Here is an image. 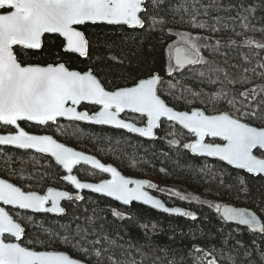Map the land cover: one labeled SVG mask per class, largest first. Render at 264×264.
I'll return each mask as SVG.
<instances>
[{
	"label": "snow or ice",
	"instance_id": "6c2138e0",
	"mask_svg": "<svg viewBox=\"0 0 264 264\" xmlns=\"http://www.w3.org/2000/svg\"><path fill=\"white\" fill-rule=\"evenodd\" d=\"M164 3L165 0H150V7L153 10L159 9ZM209 7L218 12L235 11L236 15L214 17L211 25L206 21L197 22L194 18L189 23L193 27L207 29L212 33L230 30L234 36L242 37L240 45L231 37L209 44L207 41L211 37H194L191 33H178L179 40L167 47L168 77H172L174 73L183 74L185 70L195 74L198 70L193 66L203 65L207 71H198V75L200 77L207 75L209 83L215 84L219 82V74H223L227 79L228 72L215 61L206 58L201 52L202 48L206 49L209 55L223 56L224 64H228V59L227 53L220 50L222 44L227 47L254 45L255 48L264 49V42L245 35L247 31L264 32V28L257 29L252 23L256 13L254 6L245 5L242 0L235 4L229 3L227 6L219 3V0H212ZM0 10H5L0 13V122L16 129L14 134H0V145L33 149L49 155L54 158L56 165L66 170L67 174L62 179L70 182L78 190L73 196L68 191L48 187L45 194H41L32 190L31 185L25 190L8 179L0 178V205L30 210L37 214L62 215L66 213V209L61 206V201H82L85 197L79 194V190L87 189L114 198L126 206L134 201L142 202L165 213L188 217L193 221L198 219L195 212L185 211L179 207H166L160 199L143 190L145 187L157 188V185L146 180L126 178L116 167L105 165L91 155L68 147L51 135L30 134L20 126L19 121L35 122L43 126L50 122L55 123L58 118H66L70 121L112 126L155 140L158 138L155 130L163 126V118L164 121L182 126L197 137L194 142L182 145L193 155L218 158L229 166L264 178V97H261L254 108L252 103H244L249 99L256 100L259 95L256 88L241 92L239 95L244 98L243 101H238L234 94L224 89L204 94L185 88L178 99L190 103L189 96H204L206 105L214 106L223 102L229 106L228 111L214 110L212 114H206L207 109L200 108L192 109L189 113L175 109L163 98L164 84L167 83L169 97L175 95L171 89L177 88V84H173L171 80L165 81L155 71L149 70L144 76L136 77L130 84L109 89L91 68L81 72L71 70L64 62L49 63L46 66L22 64L14 51L15 46L40 50L45 46L46 34H58L63 38L62 48L66 54H78L82 58H89L93 41L87 34L88 26H127L144 29L145 16L151 21L150 27L166 23L163 19L157 20L155 16H148L149 0H0ZM207 13L206 8L204 14ZM237 22L243 31H236ZM169 32L171 33V30ZM243 59L250 62L248 56H244ZM257 67L264 69V64H257ZM249 71L255 72L256 69H242L244 73ZM259 75L264 76V72ZM247 82H250V79L246 75H242L239 80L228 79L230 84ZM185 92L187 96L184 95ZM260 92H264V87H260ZM82 102L99 105L100 109L93 114L86 110L78 111L77 108ZM126 110L145 118L146 124L138 126L135 120L121 118V113H125ZM249 121H259L260 126H252ZM170 135L174 138L168 143L180 146L181 141L176 134ZM206 137L212 139L206 142ZM217 138L220 143L216 142ZM82 162L102 173H110L112 178L98 183L82 182L72 174L74 168ZM238 185L234 190L237 197L240 193L250 196L244 177L238 179ZM168 192L169 195L181 200L200 202L198 197H190L175 190ZM202 203L214 209L223 223L244 226L247 231L264 237V208H260V205L264 204V193L256 205L260 208L259 213L247 207L208 201ZM112 215L118 219H125L124 213L114 209ZM23 218L32 220L31 216ZM86 220L89 225L95 223L94 217H87ZM40 227L45 232L49 231L43 228L42 224ZM62 227L68 229L67 225ZM144 227L147 228V225ZM103 230V224L100 225L99 232L94 226L89 231L87 227L77 225L74 235L60 236L58 233H50L58 236L64 244L84 254V260L73 258L64 251H36L22 246L21 243L6 242L8 237L21 240L25 234V227L17 222L5 207L0 206V264H89L93 258L95 264H142V261H137L132 256V249L142 256L145 255L141 248L131 242L118 243L117 239L110 238ZM90 236L96 238L89 239ZM236 244L244 249L245 258L250 259L252 253L240 241ZM117 249L120 250L119 256ZM193 251L200 254L194 258L197 264H220L217 255L221 260L226 259L230 264H237L236 257L231 254L224 256L222 249L205 250L195 247Z\"/></svg>",
	"mask_w": 264,
	"mask_h": 264
},
{
	"label": "trees",
	"instance_id": "16d2710c",
	"mask_svg": "<svg viewBox=\"0 0 264 264\" xmlns=\"http://www.w3.org/2000/svg\"><path fill=\"white\" fill-rule=\"evenodd\" d=\"M238 2L241 0H219L224 6ZM242 2L256 8L252 23L257 29L264 28V0H242ZM211 4L212 0H165L164 5L153 10L149 0L148 16H155L157 20L163 19L166 23L150 27L151 21L145 16L144 29L107 25L88 26L87 34L93 41L89 58L66 54L62 48V39L58 36H47L45 46L39 51L18 48L16 53L22 64L65 62L71 68L79 70L91 68L108 88L130 84L136 77L144 76L149 70L155 71L165 81L171 80L173 84H177V88L171 89L175 95L169 97L168 86L165 83L163 98L178 110L198 107L207 109L206 112L211 114L214 110H229V106L223 102L214 106L206 105L204 96H189L190 103L178 99L185 88L204 94H212L224 89L234 94L238 101L244 100L239 95L241 92L256 88L259 93L256 100L244 101V103H252L254 108L261 97H264V92H260V87H264V76L259 75L264 69L257 67V64H264V49L255 48L254 45L227 47L222 44L220 50L227 53L228 64H224L223 56L209 55L208 51L202 48L201 52L206 58L215 61L228 72L227 79L223 74H219V82L215 84L209 83L207 75L204 77L198 75V71H207L203 65L194 66V69L198 70L195 74L185 70L183 74L174 73L172 77L166 75L167 47L179 40L178 33H191L194 37H211L207 41L209 44H214L216 40L225 41L231 37L237 41V45H240L242 37L234 36L230 30L212 33L207 29L193 27L189 23L194 18L197 22L206 21L211 25L214 17L236 15L235 11L218 12L209 7ZM206 8L207 15L204 14ZM235 27L236 31H243L238 22ZM245 35L264 42V32L247 31ZM244 56H248L250 62H246ZM111 57L116 59L113 60ZM244 68H255L256 71L244 73L242 72ZM242 75L248 76L250 82L228 83V79L239 80ZM212 78L215 79V76ZM184 95L188 94L185 92ZM249 122L260 126L259 121ZM40 131L50 133L64 143L114 164L125 175L150 180L157 185V188H151L156 196L169 206H179L195 212L198 219L193 221L188 217L169 216L138 204L124 207L106 197L82 192L80 194L85 197L84 200L64 203L66 214L63 216L33 214L9 208V212L25 227L23 245L36 250L65 251L73 257L84 260V254L64 244L58 236L50 233H58L60 236L74 235L77 225L87 227L89 231L94 226L99 232L100 225L103 224V231L110 238L117 239L118 243L131 242L141 248L145 255L142 256L132 249V256L137 261H142V264H197L194 258L200 254L193 251L195 247L205 250L222 249L224 256L231 254L236 257L237 264H264L262 257L264 237L253 234L245 228L223 223L214 209L202 203L203 201L234 203L250 207L259 213L260 208H264V204H261L260 208L256 207L264 193V178L235 170L218 160L193 156L188 149L182 147L184 143H190L192 136L179 126L163 121V126L157 131L158 138L152 141L123 131L86 124L67 125L58 129L53 125H47ZM0 132H5L1 125ZM170 133H175L180 139V146L168 143L174 138ZM76 173L87 181H98L104 177L87 167L77 169ZM0 176L25 190L31 185L32 190L40 193H44L48 187H54L69 191L73 196L77 194L62 180L63 171L51 158L30 151L0 148ZM240 177L245 178L250 196L240 193L237 197L234 190L239 186ZM168 190L198 197L200 202L181 200L169 195ZM113 209L124 213L125 219L114 217ZM26 216H31L32 220L24 219L23 217ZM87 217H94V225L87 224ZM41 224L49 231H43ZM64 225L68 226L67 230L62 227ZM145 225L147 228L144 227ZM95 238L89 237V239ZM237 241L252 253L250 259L245 258L244 249L237 246ZM116 252L119 256L120 250L117 249ZM217 259L220 264H230L226 259L221 260L219 255ZM89 263L95 264L94 258Z\"/></svg>",
	"mask_w": 264,
	"mask_h": 264
},
{
	"label": "water",
	"instance_id": "95a60500",
	"mask_svg": "<svg viewBox=\"0 0 264 264\" xmlns=\"http://www.w3.org/2000/svg\"><path fill=\"white\" fill-rule=\"evenodd\" d=\"M5 10H0V13H3ZM142 15V14H141ZM125 27H127V26H125ZM127 28H129V27H127ZM129 29H133V28H129ZM136 29H139V28H136ZM46 35H58V34H46ZM179 46V45H178ZM16 47H21L22 48V46H15L14 47V51H15V48ZM26 50H32V49H26ZM41 50V49H40ZM34 51H39V50H34ZM78 55V54H77ZM79 56V55H78ZM40 66H43V65H40ZM82 104H86V105H90V106H96V107H98V108H100V106L99 105H93V104H91V103H89V102H82L81 103V105ZM80 106V105H79ZM79 106H78V108H77V110L78 111H80L79 110ZM171 106V105H170ZM196 108H198V107H196ZM176 109V108H175ZM192 109H195V108H192ZM192 109H190V110H184V111H189V113L191 112V110ZM200 109H202V108H200ZM178 110V109H177ZM202 110H204V109H202ZM126 113H129V114H135V113H131V112H128L127 110H126V112L125 113H121V118H123L122 116L124 115V114H126ZM89 114H93V113H89ZM206 114H211V113H207L206 112ZM136 115H138V114H136ZM58 120H65V121H68V122H80V123H83V124H87V125H94V126H103V127H107V128H111V129H114V130H118V131H123V132H126V133H128L126 130H122V129H116V128H114V127H112V126H106V125H95V124H92V123H89V122H84V121H70V120H68V119H66V118H58ZM57 120V121H58ZM56 121V122H57ZM162 121H164L163 120V118H162ZM21 122H23V121H19V124L21 123ZM28 122H30V121H28ZM55 122V123H56ZM167 122V121H166ZM30 123H32V124H36L35 122H30ZM50 123H52V122H50ZM169 123V122H168ZM0 124L1 125H3L2 124V122H0ZM146 124V123H145ZM145 124H143V125H139V124H137L138 126H144ZM174 124V123H173ZM38 125V124H37ZM176 125V124H175ZM5 126V125H4ZM21 126V125H20ZM179 126V125H178ZM252 126H255V125H252ZM10 127H12V128H14V126H10ZM22 127V126H21ZM181 129H183L182 128V126H179ZM23 128V127H22ZM15 129V128H14ZM24 130L25 131H27L25 128H24ZM158 130V129H157ZM157 130H155L156 132H157ZM185 132H187V133H189V134H191L188 130H186V129H183ZM15 131H16V129H15ZM15 131L14 132H11V133H0V134H14L15 133ZM27 132H29V131H27ZM30 134H37V133H31V132H29ZM129 134H131V133H129ZM157 134V133H156ZM37 135H45V134H37ZM46 135H50V134H46ZM132 135H135V136H139L138 134H132ZM192 135V137L194 138L191 142H194L196 139H197V137H195L193 134H191ZM51 136H53V135H51ZM140 137V136H139ZM53 138H55L54 136H53ZM141 138H143V137H141ZM58 142H61L60 140H58L57 138H55ZM143 139H145V140H148V141H152V140H150V139H147V138H143ZM212 138H210V137H206L205 138V140H206V142H208L209 140H211ZM216 141H217V143H220L221 141L217 138L216 139ZM190 142V143H191ZM61 143H63V142H61ZM65 144V143H64ZM66 146H68V147H71V148H73V149H75V150H77V151H80V150H78V149H76L75 147H72V146H69V145H67V144H65ZM0 147H8V148H14V149H17V150H26V151H32V152H35V153H37V154H41V155H44V156H48L49 158H51L53 161H54V158H52V157H50L49 155H46V154H42V153H39V152H37L36 150H33V149H20V148H17V147H14V146H5V145H0ZM80 152H82V153H85V154H87V155H91V156H93L94 158H96V159H98V160H100L102 163H104L105 165H112V166H114V167H116L117 168V170L123 175V176H125L126 178H129V179H135V180H146V181H149V182H151L150 180H148V179H144V178H139V177H133V176H127V175H125L117 166H115L114 164H112V163H106V162H104V161H102L100 158H98L97 156H95V155H93V154H90V153H86V152H83V151H80ZM191 153V152H190ZM192 154V153H191ZM193 155V154H192ZM193 156H196V157H200V158H206V159H211V160H218L219 161V159L218 158H213V157H204V156H197V155H193ZM222 162V161H221ZM223 163H225L226 164V162H223ZM227 165V164H226ZM80 166H86V167H88V168H90V169H92V170H94V171H97V172H99V173H101V174H103V175H105L106 176V178L105 179H111L112 177H111V174L110 173H102V172H100L98 169H94L91 165H87V164H84L83 162L81 163V165H78L76 168H78V167H80ZM229 166V165H228ZM60 168H61V170L63 171V173H64V176L67 174L66 173V170H63V168H62V166H59ZM229 167H231V168H233V169H235V170H240V171H243V172H245V173H247L246 172V170H242V169H236L235 167H233V166H229ZM76 168H74V170H73V175H76L77 177H78V179H80L82 182H91V183H98V182H100V181H102V180H104V179H102V180H100V181H85V180H82L76 173H75V170H76ZM248 175H252V174H249V173H247ZM252 176H254V175H252ZM255 177H257V176H255ZM0 178H2L1 176H0ZM63 180V179H62ZM63 181H65L67 184H69L70 186H71V188L75 191V192H77L78 190H76L75 188H74V186L73 185H71L70 184V182H68V181H66V180H63ZM10 182H12V181H10ZM13 183V182H12ZM15 184V183H14ZM17 185V184H16ZM17 186H19V185H17ZM130 187H134V185H130ZM54 188V187H53ZM56 190H59V191H66V190H61V189H57V188H55ZM144 191H146V192H148L149 193V195H152V196H154V197H156L157 199H160L161 200V202L162 203H164L165 204V206L166 207H169V208H172V207H178V206H169L166 202H164L160 197H158V196H156L152 191H151V188H148V187H145L144 189H143ZM46 192V191H45ZM45 192L44 193H41V194H45ZM69 192V191H68ZM82 192H88V193H92V194H96V195H99V196H102V197H106V198H108V199H111L112 201H114V202H116V203H118V204H120V205H122V206H124V207H130L132 204H138V205H142V206H145V207H147V208H149V209H152V210H154V211H157V212H160V213H163V214H166V215H169V216H178V217H184V216H180V215H176V214H172V213H165L163 210H161V209H155V208H153L152 206H150V205H145V204H143L142 202H136V201H134L131 205H128V206H126V205H123L122 204V202H119V201H116L114 198H111V197H107V196H104V195H101V194H98V193H94V192H92V191H90V190H87V189H85V190H79V193H82ZM70 194H71V192H69ZM64 202H67V201H65V200H62L61 201V206L62 207H64ZM226 204H229V205H231V206H234V207H246V206H242V205H237V204H234V203H226ZM0 206H3V207H5V209L8 211V208H13V206H5V205H0ZM48 206H50V204L48 205ZM179 208H181V209H183V210H185V211H187L186 209H184V208H182V207H179ZM247 208H249L250 210H254V209H252V208H250V207H247ZM13 209H15V210H20V209H18V208H13ZM66 209V208H65ZM20 211H23V212H29V213H32L30 210H20ZM254 211H256V210H254ZM10 213V212H9ZM11 214V213H10ZM34 214H37V213H34ZM38 214H46V213H38ZM66 214V213H65ZM65 214H62V215H57V214H50V215H52V216H63V215H65ZM12 215V214H11ZM14 218V217H13ZM15 219V218H14ZM17 222H19V221H17ZM20 223V222H19ZM229 224H233V225H235V226H237L236 224H234V223H229ZM22 225V224H21ZM23 226V225H22ZM24 227V226H23ZM238 227H241V228H245L244 226H238ZM246 229V228H245ZM24 237H25V234H24V236L21 238V240H19V241H17V240H15V238H12V237H10L12 240L11 241H7L6 240V242H15V243H21L22 244V240L24 239ZM22 246H25V245H23L22 244ZM27 247V246H26ZM30 249H32V250H36V249H33V248H30ZM36 251H54V250H36ZM65 252V251H64ZM66 253H68V252H66ZM69 254V253H68ZM70 255V254H69ZM71 256V255H70ZM73 257V256H72ZM73 258H76V257H73ZM76 259H79V258H76ZM79 260H81V259H79ZM90 264V263H89Z\"/></svg>",
	"mask_w": 264,
	"mask_h": 264
},
{
	"label": "flooded vegetation",
	"instance_id": "af4514ba",
	"mask_svg": "<svg viewBox=\"0 0 264 264\" xmlns=\"http://www.w3.org/2000/svg\"><path fill=\"white\" fill-rule=\"evenodd\" d=\"M47 36H58V35H46ZM59 37V36H58ZM62 39V42H63V38ZM18 48H21V47H16L15 48V52H16V49ZM23 49V48H22ZM26 50V49H24ZM17 54V53H16ZM74 55H77V54H74ZM78 56V55H77ZM80 57V56H79ZM18 58V56H17ZM82 58V57H81ZM19 60V59H18ZM65 63V62H64ZM55 64V63H54ZM33 65H43V66H46L47 64H33ZM67 67H69L71 70H78V71H86V70H79V69H76V68H71L70 66H68L66 64ZM94 73V72H93ZM95 74V73H94ZM109 89H114V88H109ZM100 108L96 107V106H90V105H86V104H82L79 106V110H86L88 111L89 113H95L96 111H98ZM123 118L125 119H128V120H135V122H137V124L139 125H143L146 123V119L145 118H140L138 115L136 114H129V113H126L122 116ZM76 124H83V123H80V122H68V121H65V120H58L56 123H49L48 125H53L54 127H56L57 129L59 127H62V126H67V125H70V126H73V125H76ZM20 125L25 128L27 131L29 132H32V133H37V134H50V133H44V132H41L40 129L46 127L47 125H37V124H32L28 121H23L20 123ZM87 125V124H86ZM1 127H3L4 131L5 132H2V133H11V132H14L15 129L10 127V126H4V125H1ZM52 135V134H50ZM83 167V166H81ZM81 167H78L77 169L81 168ZM76 169V170H77ZM75 170V171H76ZM64 175V174H63ZM73 195V194H72Z\"/></svg>",
	"mask_w": 264,
	"mask_h": 264
}]
</instances>
